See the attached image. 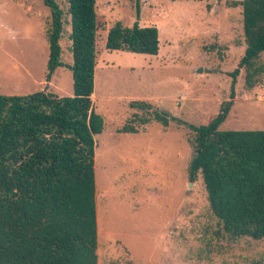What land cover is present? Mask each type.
Listing matches in <instances>:
<instances>
[{
    "label": "rangeland",
    "instance_id": "1",
    "mask_svg": "<svg viewBox=\"0 0 264 264\" xmlns=\"http://www.w3.org/2000/svg\"><path fill=\"white\" fill-rule=\"evenodd\" d=\"M55 1L63 13L61 58L68 61L67 0ZM231 1L139 0L137 18L135 0H96L91 100L104 122L94 135L97 264H264V238L226 234L200 173L189 177L194 151L184 124H206L216 115L245 49L242 7ZM116 21L156 26L157 54L107 50L106 30ZM50 23L42 0H0V94L72 95L68 68L45 81ZM244 75L240 68L222 130L264 129V73L251 88ZM134 100L151 108H132ZM154 110L168 115L166 127L152 119ZM133 114L150 121L131 122ZM127 122L138 130L120 131Z\"/></svg>",
    "mask_w": 264,
    "mask_h": 264
},
{
    "label": "trees",
    "instance_id": "2",
    "mask_svg": "<svg viewBox=\"0 0 264 264\" xmlns=\"http://www.w3.org/2000/svg\"><path fill=\"white\" fill-rule=\"evenodd\" d=\"M50 9L46 31L48 57L45 81L54 70L68 68L72 95L52 92L0 94V264H97L98 223L95 202L94 135L104 122L93 107L96 0H67L72 62L61 60L63 13L55 0H42ZM241 5L244 53L230 73L229 98L206 124H184L191 131L194 151L190 180L200 173L209 207L231 237L264 238V129H229L227 118L235 96L239 69L245 85L253 87L264 63V0L228 2ZM136 17L139 0H135ZM107 50L155 55L156 26H124L116 21L106 32ZM148 111L145 100L129 103ZM152 119L169 124L164 111ZM140 125L149 116L133 114ZM127 122L122 132L138 130Z\"/></svg>",
    "mask_w": 264,
    "mask_h": 264
},
{
    "label": "crops",
    "instance_id": "3",
    "mask_svg": "<svg viewBox=\"0 0 264 264\" xmlns=\"http://www.w3.org/2000/svg\"><path fill=\"white\" fill-rule=\"evenodd\" d=\"M106 32H107V30H106ZM67 45L69 46V48H70V44H71V41H67ZM62 49V48H61ZM67 55H68V61H64V60H62V58H61V60L62 61H64V62H66V63H71L72 62V56H71V52H70V50H69V52L67 53ZM60 67H62V66H59V67H57V68H60ZM65 68V67H64ZM56 70V69H55ZM54 70V71H55ZM48 83V82H47Z\"/></svg>",
    "mask_w": 264,
    "mask_h": 264
},
{
    "label": "water",
    "instance_id": "4",
    "mask_svg": "<svg viewBox=\"0 0 264 264\" xmlns=\"http://www.w3.org/2000/svg\"><path fill=\"white\" fill-rule=\"evenodd\" d=\"M198 72H201V68L198 69ZM47 85H48V83H47ZM47 85H46V87H47ZM42 92H43V91H42Z\"/></svg>",
    "mask_w": 264,
    "mask_h": 264
},
{
    "label": "bare ground",
    "instance_id": "5",
    "mask_svg": "<svg viewBox=\"0 0 264 264\" xmlns=\"http://www.w3.org/2000/svg\"><path fill=\"white\" fill-rule=\"evenodd\" d=\"M94 96H95V91L93 92L92 98H94Z\"/></svg>",
    "mask_w": 264,
    "mask_h": 264
}]
</instances>
